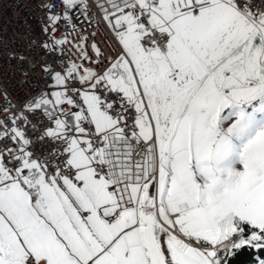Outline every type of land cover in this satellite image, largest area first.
I'll return each instance as SVG.
<instances>
[{"label":"snow or ice","instance_id":"obj_1","mask_svg":"<svg viewBox=\"0 0 264 264\" xmlns=\"http://www.w3.org/2000/svg\"><path fill=\"white\" fill-rule=\"evenodd\" d=\"M95 7L116 55L77 37L0 120V264H264V0Z\"/></svg>","mask_w":264,"mask_h":264},{"label":"built area","instance_id":"obj_2","mask_svg":"<svg viewBox=\"0 0 264 264\" xmlns=\"http://www.w3.org/2000/svg\"><path fill=\"white\" fill-rule=\"evenodd\" d=\"M86 2L92 5L89 9L93 14L92 21L81 7L75 17L77 30L65 37V28L69 31L71 28L63 23L54 36L51 31L44 32L47 17L60 14L57 8L48 11L54 3L58 7L59 0H0V120L11 116L12 112H19L23 102L47 87L45 81L48 77L42 74L41 65L50 64L53 59L58 63H80L75 46L83 41L77 37H88V48L96 43L110 56L116 55L111 35L103 26L100 10L95 7V0ZM92 33L97 35L92 36ZM64 38L70 43L63 46L62 54L59 48L53 54L43 47L44 44L51 47L55 40ZM89 54L92 55L91 52ZM6 107L10 108L7 113L4 111Z\"/></svg>","mask_w":264,"mask_h":264},{"label":"trees","instance_id":"obj_3","mask_svg":"<svg viewBox=\"0 0 264 264\" xmlns=\"http://www.w3.org/2000/svg\"><path fill=\"white\" fill-rule=\"evenodd\" d=\"M260 250L252 249L244 257L236 261V264H250L251 260H258L260 257L256 255Z\"/></svg>","mask_w":264,"mask_h":264}]
</instances>
